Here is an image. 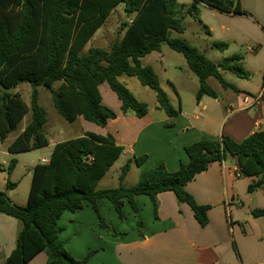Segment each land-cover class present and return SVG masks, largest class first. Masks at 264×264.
I'll use <instances>...</instances> for the list:
<instances>
[{
	"label": "trees",
	"instance_id": "obj_1",
	"mask_svg": "<svg viewBox=\"0 0 264 264\" xmlns=\"http://www.w3.org/2000/svg\"><path fill=\"white\" fill-rule=\"evenodd\" d=\"M200 4L229 15H249L240 0H192L187 9L179 0H0L1 142L5 143L31 113L25 129L7 146V152L16 155L50 146L45 132L48 114L40 104V88L51 92L55 109L66 121L73 123L83 118L106 128L118 115L103 102L100 88L104 85L119 98L123 114L140 118L149 114V105L138 100L120 81L124 75L135 77L155 91L158 109L169 117L177 116L181 101L178 109L175 108L156 71L141 62L147 55L161 52L163 45L182 54L198 78L197 102L206 96L217 98L207 81L210 77L216 78L224 88L240 92L223 73H232L243 80L251 78L242 55L216 63L183 37L185 14L202 23ZM120 5L133 17L123 23L111 48L92 46L86 51ZM203 26L208 32V27ZM213 47L225 51L229 45L216 41ZM22 84L32 88L30 106L17 91ZM123 152L124 147L118 145L112 134L87 131L57 143L49 162L33 168L26 205L16 204L6 192L0 191V215L23 224L16 247L5 264H28L42 252L48 257L46 264H87L93 253L83 260L72 256L60 238L59 221L65 212H77L91 205L102 227L118 235L100 215L101 200H108L121 220L126 219L125 204H130L139 219L138 225L145 227L135 198L148 196L156 208L158 196L172 192L180 203L190 206L198 223L206 227L210 207L198 204L186 186L212 163L228 157L236 159L241 177L254 180L248 193L264 189V129L240 142L223 135L220 139L208 138L190 144L186 147L189 162L182 163L179 170L171 172L160 164L144 171L133 187L124 185L132 163L142 166L147 156L128 160L118 187L97 188ZM17 164L16 159L11 160L9 174ZM14 186L8 182V188ZM252 215L262 218L264 209H255Z\"/></svg>",
	"mask_w": 264,
	"mask_h": 264
},
{
	"label": "crops",
	"instance_id": "obj_2",
	"mask_svg": "<svg viewBox=\"0 0 264 264\" xmlns=\"http://www.w3.org/2000/svg\"><path fill=\"white\" fill-rule=\"evenodd\" d=\"M254 1L258 3L260 12H256L255 6V11H248L249 15H229L204 4L198 5L202 22L200 25L208 27L207 32L203 26L210 39L212 38L204 39V42L210 44L212 49L214 42L224 39L236 41L234 36L238 34L240 44L252 43L247 46V53L243 56L249 70L254 68L253 62L264 49L261 46L263 40L260 39L261 35L264 36V0ZM179 2L186 5V9L192 4V0ZM242 4L244 5L243 1ZM132 17L133 15H129L130 19ZM241 27L250 28L248 38H244ZM231 31H235V35L230 34ZM153 53L160 55L144 57L141 59L142 64L145 65L146 58L151 63L145 66H151L156 71L160 62L163 71H167L166 54ZM261 76L263 84L258 89L252 90L244 82H240L238 85L234 84L240 92L233 90L232 93L226 91L216 78L210 77L207 81L217 93V98L206 96L200 102L196 100L199 80L193 79L191 85L194 96L191 102L194 107L185 109L181 105V112L175 117H169L161 110L165 115L156 118L153 111H160L157 106L150 108L149 114L141 118L131 113L124 115L121 102L115 103L114 109L118 117L108 123L107 133H98L91 127L83 133L90 131L101 135L112 134L118 145L124 147L122 155L128 156L127 161L133 160L132 157L135 159L147 156L138 169L140 176L143 170H152L160 164L174 172L179 170L182 163L189 162L186 147L190 144L208 138L220 139L223 135L240 142L255 131L264 129V67ZM172 83L181 96L178 85ZM102 88L103 86L100 88L103 96ZM107 94L111 95V92L108 91ZM63 135L60 130L57 136H48L50 146L46 148L51 150L50 156L57 143L70 140L62 139ZM133 164L135 163H132V167ZM253 182L252 178L241 177L236 159L228 157L222 162L212 163L186 186V190L198 204L210 207L209 224L206 227L198 223L189 205L180 203L174 193L165 192L158 196L156 208L148 196L140 195L135 198L141 216L147 210L153 213L149 223L144 221L145 227L150 224L153 229L143 233V236L138 234L120 238L113 235L102 227L100 217L93 207L86 205L82 210L62 215L59 221L60 238L65 242L66 249L78 260L93 253L87 264H264V230L258 225L260 219L252 215L255 209H264L258 206L264 189L248 193V187ZM128 206L131 208L126 203L124 211ZM99 211L106 223L116 231H126L124 227L120 229V218L108 200L99 201ZM22 228L23 224L19 220L0 215V264H5L15 249ZM81 240L87 244L78 246ZM47 260L46 253L42 252L28 264H46Z\"/></svg>",
	"mask_w": 264,
	"mask_h": 264
},
{
	"label": "rangeland",
	"instance_id": "obj_3",
	"mask_svg": "<svg viewBox=\"0 0 264 264\" xmlns=\"http://www.w3.org/2000/svg\"><path fill=\"white\" fill-rule=\"evenodd\" d=\"M238 1V0H236ZM241 1V0H240ZM244 2V5L242 4ZM242 8L246 12L255 11V6H257L256 12H260L258 9V3L254 0H242ZM181 3H184L180 1ZM183 5V4H181ZM264 5V1H263ZM252 10V11H251ZM263 11L261 10V14ZM130 20L129 14L125 11V7L120 5L114 11V13L110 16L106 24L97 32L94 36L93 40L87 45L86 51L92 46H98L109 50L111 45L114 43L116 38L119 36V31L123 25V23L128 22ZM184 24L186 26V32L183 37L188 40L190 45L196 47L200 52L204 53L207 57L211 58L213 61H223L224 58L233 56V55H242L245 56L247 53V46L252 43H247L246 45L240 44L238 40L240 38L239 34L236 36L235 31H231L230 34L235 35L234 40H222L220 42L226 43L229 45L228 49L225 51H220L217 49H212L211 45L204 42V39H210V36L205 32L203 26L197 22L192 15L185 14ZM244 29V30H243ZM243 31L244 38H248L250 35V28L241 27ZM177 36V34H175ZM212 39V38H211ZM210 39V40H211ZM260 39L263 40L264 46V36L261 35ZM262 49V48H261ZM166 54L167 60L165 61V68L167 71H163V65L159 62V67L157 66L156 72L160 78L161 87L168 94L172 104L175 108L178 109L179 102L181 101V105L184 106L185 109L190 107H194V104L191 102V99L194 96V91L192 90L191 81H198V78L194 75V73L190 70L187 60L182 54H179L173 50H171L167 45L162 46L161 55ZM149 55L159 56L158 53H153ZM149 55L146 58L150 57ZM145 58V59H146ZM145 65H150V60H145ZM254 68H251L250 72L252 73L251 78L247 80H243L237 78L234 74L224 72V77L232 82L235 85H238L240 82H244L245 86L250 89H258L261 84H263V77L261 76V72L264 67V49L256 57V60L253 62ZM162 67V68H161ZM120 81L125 83L127 87L133 92L138 100L144 102L149 105V108L154 109L157 105L156 93L154 90L150 89L142 85V83L135 77L122 76ZM175 82L182 95L179 96L174 87ZM107 85H104L102 88L103 93V102L106 106L112 108L114 111L116 108L115 103L119 104V98L115 93L107 88ZM20 93L25 102L30 106V96L32 92V88L29 84H22L20 87ZM239 90V88H237ZM226 91L230 93L233 92L230 88H225ZM108 91L111 92V95H108ZM40 104L46 110L48 114V123L45 126V132L47 136L55 137L57 136L60 130L63 131L64 135L62 139H72L76 138L82 134H84V130H89V127L97 130L98 133H107L109 129L99 128L95 126V124L84 120L83 118L77 120L76 122L70 123L66 121L55 109L52 100V94L48 90L44 88H40ZM116 112V111H115ZM154 116L159 118L160 116H164V112L153 111ZM125 115V114H124ZM31 118V113H29L25 120L21 123L20 127L17 131L12 133L9 139L2 143L0 140V191L6 192L9 198L19 205H26L28 201V196L30 192V187L32 183L33 176V168L40 164L42 159L49 158V152L51 151L48 148H42L30 152H23L20 154L12 155L7 151V146L18 137V135L25 129V124L28 119ZM96 127V128H95ZM115 126H113V130H115ZM103 131V132H102ZM6 147V148H5ZM12 159H16L18 164L12 174H9V166ZM128 156L122 155L110 168L106 176L100 181L97 188L105 189V188H115L120 185V174L122 172L123 166L127 162ZM134 160V157H132ZM131 167V171L128 173V177L126 182H124L125 186L133 187L138 181L140 176L139 167L141 166ZM146 171V170H145ZM144 170L142 171V173ZM141 173V175H142ZM16 184L13 188H8V182ZM264 193V192H263ZM259 208H264V194L259 197ZM105 212V211H104ZM106 214V212H105ZM129 214V215H128ZM125 220L119 221L121 228L123 227L126 231H118V236L120 238L124 236H128V238L132 236H136L141 233L150 232L153 227L148 224L147 227H140L138 225L139 219L137 218L135 212L128 206L125 210ZM140 217L142 221L150 222L153 217V213L150 210L144 211L142 216L140 213ZM260 222L258 225L260 229L264 230V218H259ZM125 232V233H124ZM128 232V233H127ZM125 238V237H124ZM79 240V239H78ZM86 240V239H85ZM87 243L83 240L79 241L78 246H84ZM77 248V247H76ZM226 248H224V252ZM39 261V260H37ZM38 263V262H37Z\"/></svg>",
	"mask_w": 264,
	"mask_h": 264
},
{
	"label": "built area",
	"instance_id": "obj_4",
	"mask_svg": "<svg viewBox=\"0 0 264 264\" xmlns=\"http://www.w3.org/2000/svg\"><path fill=\"white\" fill-rule=\"evenodd\" d=\"M42 162H43V163H48L49 160H48V159H43Z\"/></svg>",
	"mask_w": 264,
	"mask_h": 264
}]
</instances>
